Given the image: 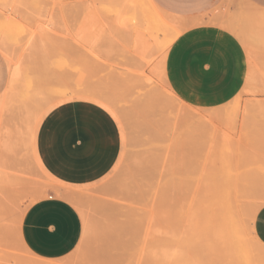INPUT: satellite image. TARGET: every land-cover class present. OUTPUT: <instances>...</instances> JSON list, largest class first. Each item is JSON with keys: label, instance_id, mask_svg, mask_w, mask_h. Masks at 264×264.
<instances>
[{"label": "rangeland", "instance_id": "rangeland-1", "mask_svg": "<svg viewBox=\"0 0 264 264\" xmlns=\"http://www.w3.org/2000/svg\"><path fill=\"white\" fill-rule=\"evenodd\" d=\"M262 22L264 5L249 0H0V264H169L181 251L186 264H240L214 221V195L224 184L257 194L240 198L235 219L253 245L264 203V78L255 69L264 72ZM137 36L147 57L135 55ZM212 57L214 70L203 67ZM216 87L230 91L215 106L183 97ZM79 98L111 111L121 153L105 177L71 187L42 172L29 135L37 104L41 115ZM173 176L179 189L165 187ZM48 195L71 202L83 224L77 247L59 259L35 256L20 236L26 209ZM251 250L264 255L263 245Z\"/></svg>", "mask_w": 264, "mask_h": 264}, {"label": "crops", "instance_id": "crops-1", "mask_svg": "<svg viewBox=\"0 0 264 264\" xmlns=\"http://www.w3.org/2000/svg\"><path fill=\"white\" fill-rule=\"evenodd\" d=\"M249 1L264 5V0ZM181 40L185 39L179 40L176 49L182 44ZM222 43L221 38L216 40V46ZM211 60L202 66L213 69L214 58ZM228 83L231 81H225V85ZM213 90L207 95L183 97L191 103L190 98L197 99L198 105L208 106L228 99V88ZM110 112L103 104L85 98L64 100L48 107L39 116L32 144L33 156L42 172L71 187L88 186L105 177L121 153L119 125ZM82 232L77 209L67 199L56 195L32 203L20 226L23 245L43 259H59L71 253L79 244ZM253 234L264 246V204L254 214Z\"/></svg>", "mask_w": 264, "mask_h": 264}, {"label": "bare ground", "instance_id": "bare-ground-1", "mask_svg": "<svg viewBox=\"0 0 264 264\" xmlns=\"http://www.w3.org/2000/svg\"><path fill=\"white\" fill-rule=\"evenodd\" d=\"M252 6V5H251ZM252 7H254V6H252ZM258 9V8H257ZM259 10V9H258ZM256 14V13H255ZM252 19H254V17H256V16H250ZM261 18V17H260ZM205 19V18H204ZM207 19V18H206ZM206 19H205V21H206ZM263 20V19H262ZM138 21H140V20H138ZM142 21H143V19H142ZM141 21V22H142ZM150 21V20H149ZM148 20H147V22H149ZM203 21V20H202ZM204 21V22H205ZM220 21L222 22L223 20H221L220 19ZM251 21V20H250ZM256 21H258V20H256ZM255 21V22H256ZM137 22V21H136ZM136 22H135V24H136ZM145 22V21H144ZM254 22V21H253ZM144 24V23H143ZM146 24H148V23H146ZM201 24V23H200ZM228 24V23H227ZM233 24V23H232ZM254 24V23H253ZM262 24L264 25V23L262 22ZM152 25H154V24H152ZM258 25V24H257ZM259 25H260V23H259ZM258 25V26H259ZM262 25V26H263ZM136 26V25H135ZM152 27H154V26H152ZM151 27V28H152ZM140 28V27H139ZM235 29H236V27H234ZM262 28V27H261ZM229 29V28H228ZM256 29V28H255ZM253 30V31H256V30ZM259 29V28H258ZM145 30V29H144ZM160 30V29H159ZM163 30V29H162ZM161 30V31H162ZM166 30V29H165ZM164 30V31H165ZM238 30V29H237ZM236 30V31H237ZM260 30V29H259ZM135 31H137L136 29H135ZM174 31H175V29H174ZM261 31V30H260ZM263 32H264V30H262ZM157 32H158V30H157ZM176 32V31H175ZM242 32V31H241ZM243 33V32H242ZM245 33V32H244ZM256 33V32H255ZM158 34V33H157ZM234 34H236V33H234ZM239 34V33H238ZM254 34V33H253ZM256 34H258V33H256ZM255 34V35H256ZM142 34H139V36H141ZM163 35V34H162ZM173 35V34H172ZM243 35V34H242ZM254 35V37L255 38H261V37H256ZM259 35V34H258ZM139 36H137L138 38H139ZM146 36V35H145ZM148 36V35H147ZM156 36H158V35H156ZM156 36H155V41H154V43H157L156 41H158V39L156 38ZM174 36H177V33L176 34H174ZM179 36V35H178ZM177 36V37H178ZM240 36V35H239ZM141 37H143V36H141ZM162 37V36H161ZM165 37V36H164ZM138 38H133L136 42V45H135V47H136V49L135 50H137L136 52L137 53H135V55H137V56H139V54L141 55V56H144V57H147L146 55L147 54H145V52L142 50V48H140V49H138L141 45L143 46L144 45V43H141L140 44V42L139 41H143V39H144V37H143V39L141 40L140 38V40L138 39ZM147 38H149V37H147ZM175 38V37H174ZM243 38V37H242ZM241 38V39H242ZM264 38V37H263ZM263 38H262V40H263ZM162 39V38H161ZM176 39V38H175ZM244 39V38H243ZM248 39V38H247ZM132 40V39H131ZM154 40V39H153ZM246 40V39H245ZM249 40L250 39H248V43H250L251 42V40H250V42H249ZM146 41V40H145ZM159 41H161V40H159ZM171 41H172V39H171ZM170 41V42H171ZM257 41V40H256ZM264 41V40H263ZM163 41H161V43H162ZM174 42V41H173ZM243 42V41H242ZM247 42V41H246ZM258 42V41H257ZM259 42H261V41H259ZM134 43V44H135ZM160 43V44H161ZM244 43V42H243ZM263 43V42H262ZM129 44H130V41H129ZM146 44H148V43H146ZM151 44V43H150ZM149 44V45H150ZM158 44V43H157ZM245 44V43H244ZM247 44V43H246ZM245 44V45H246ZM251 44V43H250ZM250 44H248V45H246V46H248V47H253V46H250ZM261 44V43H260ZM149 45H146V47L147 46H149ZM152 45V44H151ZM155 45V44H154ZM159 45V44H158ZM171 45V44H170ZM134 46V45H133ZM139 46V47H138ZM145 46V45H144ZM144 46H143V49H144ZM163 46V45H162ZM168 46V45H167ZM131 47V46H130ZM138 47V48H137ZM145 47V48H146ZM150 47V46H149ZM245 47V46H244ZM247 47V48H248ZM130 49V48H129ZM165 49V48H164ZM146 50V49H145ZM252 50V49H251ZM139 51H140V53H139ZM132 52V51H131ZM134 52V51H133ZM253 52V51H252ZM86 53H88V52H86ZM90 53V52H89ZM142 53V54H141ZM82 54H83V52H82ZM92 55V54H91ZM82 56H84V55H82ZM94 56V55H93ZM149 56V55H148ZM88 57V56H87ZM86 58V57H85ZM90 58H92V57H90ZM87 59V58H86ZM139 59V58H138ZM142 59H144V58H140L139 60V62H143L144 60H142ZM251 60H253L252 58H250ZM97 60V59H96ZM134 60H135V58H134ZM133 61V60H132ZM146 61V60H145ZM90 62H93V61H90ZM95 62V61H94ZM135 62V61H134ZM133 62V63H134ZM147 62V61H146ZM136 63V62H135ZM250 63H251V61H250ZM137 64V63H136ZM140 64V66L143 64V63H139ZM252 64V63H251ZM255 61L253 62V64H252V66H255ZM18 65H20V63L18 64ZM18 65H16V66H18ZM93 65H95V63L93 64ZM257 65V64H256ZM137 66H139L138 64H137ZM164 67H165V65H164ZM140 68H142V67H140ZM139 68V69H140ZM256 69V72H258L259 71V69H261V72L264 74V72L262 71V68H255ZM255 69H253V70H255ZM258 69V70H257ZM11 70H12V68H11ZM15 70V69H14ZM19 71V70H18ZM21 72V71H20ZM19 72V73H20ZM165 72H166V70H165ZM255 71H253V73H254ZM260 71H259V74L258 75H261L260 73H261ZM12 74H13V71H12ZM251 74V73H250ZM257 74V73H256ZM262 74V76H263V78H264V75ZM21 74H19V76H20ZM161 75V74H160ZM257 75V76H258ZM18 78V77H17ZM252 78V77H251ZM251 78H249L248 80H250ZM255 78H257V77H255ZM15 79V78H14ZM147 79V77H145V79L144 80H146ZM166 79H167V77H166ZM148 80V79H147ZM251 80H253V79H251ZM256 80V79H255ZM149 81V80H148ZM262 81H264V80H262ZM255 82H257V81H255ZM58 83H61V81L59 80V82ZM250 84V83H249ZM251 85H253V84H251ZM255 85V84H254ZM55 86H56V84H55ZM57 86H60L59 84L57 85ZM56 86V87H57ZM249 86V85H248ZM63 87V86H62ZM243 88H245V87H243ZM55 89H57V88H55ZM61 89V88H60ZM156 89H154L153 91H155ZM60 91V90H59ZM82 91V90H81ZM158 91V90H157ZM157 91H156V94H157V96L158 97H160L161 95H163V92L161 93V95L159 96V94L157 93ZM161 91V90H160ZM55 92H58V91H55ZM86 92V91H85ZM94 91H92V93H93ZM166 92H167V90H166ZM165 92V93H166ZM168 92H169V90H168ZM171 92V91H170ZM170 92H169V95H170ZM53 93H54V90H53ZM90 93H91V91H90ZM154 93V92H153ZM172 93V92H171ZM65 94V93H64ZM64 94H61V95H64ZM94 94H95V92H94ZM97 94L99 95V93L97 92ZM168 95V96H169ZM175 95V94H174ZM173 95V96H174ZM43 96V95H42ZM41 96V97H42ZM45 97V96H44ZM47 97V96H46ZM60 97V96H59ZM102 97V96H101ZM70 98V97H69ZM107 98V97H106ZM105 98V99H106ZM154 98V97H153ZM162 98V97H161ZM170 98H171V96H170ZM104 99V97H103V100H105ZM149 99V98H148ZM155 99V98H154ZM163 99V98H162ZM162 99H159V101L161 100L162 101ZM171 99H173V98H171ZM170 99V100H171ZM113 100V99H112ZM147 100V99H146ZM42 101H45V100H42ZM159 101H156V99H155V102L157 103H159ZM172 101V100H171ZM149 104H148V103ZM154 101L153 102H151L153 105H154V103H155ZM164 101H162V103H163ZM40 103V102H39ZM155 103V105H157ZM116 104V103H115ZM152 104H151V106H152ZM161 104V102L159 103V105ZM43 105H45V103L43 104ZM145 105L146 106H148V105H150V100H147L146 102H145ZM117 106V105H116ZM118 107V106H117ZM149 107V106H148ZM150 109H151V107H149ZM153 109H155V108H152V110ZM160 109V108H159ZM36 111L37 112H35V113H37V116H36V120L39 118V115H40V113H41V111H43V107H42V105L40 104V105H38L37 104V106H36ZM33 112V111H32ZM31 112V113H32ZM161 113H162V111H160ZM164 112V111H163ZM224 112V111H223ZM28 113V112H27ZM34 113V112H33ZM158 113V112H157ZM184 113H186V112H184ZM227 114V113H226ZM34 117H35V115L34 114H32ZM181 115H182V113H181ZM188 116H190L189 114H187ZM193 115H194V113H193ZM197 114H195V116H196ZM211 115V114H210ZM214 115V114H213ZM218 115V114H217ZM192 118H194L193 116H191ZM190 117V119H192ZM197 117V116H196ZM27 118H29V116L27 117ZM31 118V117H30ZM33 118V117H32ZM33 120H35V118L33 119ZM35 120V121H36ZM204 120V119H203ZM27 122H28V120H27ZM32 123V122H31ZM30 125V124H29ZM33 126V125H32ZM35 129V128H34ZM29 130V132H30V128L29 129H27V131ZM1 132V131H0ZM4 133H5V130L3 131ZM8 132H9V130H8ZM7 132V133H8ZM28 132H26V136L28 135L27 134ZM3 133L1 132V135H2ZM6 134V133H5ZM0 135V141H3V137H6L7 138V136H1ZM29 137H30V140H29V143H30V148H31V150H32V144H33V139H34V130L32 131V133H31V136L29 135ZM2 139V140H1ZM8 140V139H7ZM6 140H4V142H2V146H3V144L5 145L6 144V142H5ZM183 169V168H182ZM174 173H176V171H174ZM173 173V174H174ZM180 173V172H179ZM3 174H4V172L2 171V170H0V179L3 177ZM171 175V174H170ZM183 175V174H182ZM175 176V175H174ZM174 176H173V178H169L170 179V181L171 182H169V181H166V183H165V187L166 186H168V185H171L172 186V189H177L178 188V186H179V183H177V181H176V179L174 178ZM178 180V179H177ZM181 181V180H180ZM169 183H171V184H169ZM168 184V185H167ZM180 187V186H179ZM218 187V184H216V188ZM221 188H217L218 190L215 192V195H214V214L215 215H213V218H214V216H215V219H214V221L215 222H217V225H219V228H220V230H221V232H222V235H223V237L224 236H229L230 237V244H232V245H234L235 244V247L233 246L232 248H233V252H235L236 253V251H234L235 249H237V253H236V255H238L239 256V260H238V263H240V264H255L256 262H262L263 264H264V255L263 256H255L253 253H252V250H251V248L252 247H257V246H259V245H262L261 244V242L254 236V239H255V242L254 243H252L253 245H251L250 246V243L251 242H248L247 240H246V238H244V237H242V236H239V235H237V232H236V226H235V219H236V213H237V211H238V208H239V202H240V198H247V197H250V196H255V197H257V194L254 192V194H252V193H247L248 191H246V190H244V192H242V191H237V190H233V189H231V187H230V185H228V184H224V185H221L220 186ZM179 189V188H178ZM182 189V188H181ZM168 190V189H167ZM169 191H170V189H169ZM177 191V190H176ZM168 193V192H167ZM175 193V192H174ZM264 194V193H263ZM262 194V195H263ZM165 195H166V192H165ZM167 195H169V193L167 194ZM176 195H174V197H175ZM1 197H3V195H1L0 194V222H1V220H2V212H4L5 211V209H6V203H5V201H6V198L4 199L3 198V203H2V199H1ZM165 198H166V196H165ZM262 198L264 199V195L262 196ZM173 200H175V199H173ZM170 201H172V200H170ZM173 202H175V201H173ZM164 203H165V200H164ZM167 203H169V202H167ZM166 204V203H165ZM264 204V203H263ZM257 211V210H256ZM133 213V212H132ZM135 216V215H134ZM130 222V221H129ZM129 222H128V224H129ZM136 223V222H135ZM135 223H133V224H131L130 225V229H131V231L132 230H134L135 228L137 229V226L135 225ZM249 235V234H248ZM225 238V237H224ZM225 239H227V238H225ZM227 240H229V239H227ZM233 242V243H232ZM202 251L201 250H197L196 251V255L197 256H202L203 257V254L201 253ZM237 256V257H238ZM113 258H115V257H113ZM113 258H112V260H113ZM117 258H119V257H117ZM173 260H172V262H171V264H186V257H185V254L181 251V252H179L174 258H172ZM116 262L118 261V260H115ZM115 261H112L111 262V259H110V262H111V264H116V262ZM219 261L220 260H218V264H219ZM109 262V263H110ZM170 262H169V264H170ZM141 263H144L143 261L141 262ZM217 263V262H216ZM220 263H222V262H220ZM261 263V264H262ZM205 264V263H204ZM207 264H209V263H207ZM258 264V263H257Z\"/></svg>", "mask_w": 264, "mask_h": 264}]
</instances>
